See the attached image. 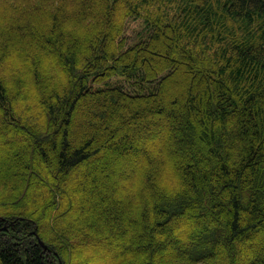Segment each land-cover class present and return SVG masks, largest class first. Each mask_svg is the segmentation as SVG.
Masks as SVG:
<instances>
[{
    "label": "trees",
    "instance_id": "1",
    "mask_svg": "<svg viewBox=\"0 0 264 264\" xmlns=\"http://www.w3.org/2000/svg\"><path fill=\"white\" fill-rule=\"evenodd\" d=\"M0 142V264H264V0H0Z\"/></svg>",
    "mask_w": 264,
    "mask_h": 264
},
{
    "label": "rangeland",
    "instance_id": "2",
    "mask_svg": "<svg viewBox=\"0 0 264 264\" xmlns=\"http://www.w3.org/2000/svg\"><path fill=\"white\" fill-rule=\"evenodd\" d=\"M142 25H143V22H142V20L141 19H138V20H132L131 21V24H130V28L128 29V31H129V34L130 35H132V38H135V37H137V33L140 31V29L142 28ZM155 141H150L149 142V144H148V146H147V150H149L150 148L152 149V147L155 145ZM7 149H9V146L7 145H5V144H2L1 142H0V159L2 160L3 159V157L6 155V151H7ZM146 149H143V150H139V152H138V155L136 156V157H134L133 158V160H134V162H136V163H139L142 159V157H143V154H144V151L146 150ZM146 152V151H145ZM2 162V161H1ZM8 225V224H7ZM109 244H110V242H109ZM107 250L108 251H110V249L112 248L111 247V245L110 246H108L107 245ZM106 254H104L103 255V257L105 256ZM74 261V260H73ZM75 261H78V262H80L81 264H104L105 262L104 261H102V260H100V261H92V259H90V260H88V257H83V256H78V257H76L75 258ZM71 262H72V260H71Z\"/></svg>",
    "mask_w": 264,
    "mask_h": 264
},
{
    "label": "water",
    "instance_id": "3",
    "mask_svg": "<svg viewBox=\"0 0 264 264\" xmlns=\"http://www.w3.org/2000/svg\"><path fill=\"white\" fill-rule=\"evenodd\" d=\"M39 238V237H38ZM39 241H40V243L45 247V248H47V246H46V244L39 238Z\"/></svg>",
    "mask_w": 264,
    "mask_h": 264
}]
</instances>
